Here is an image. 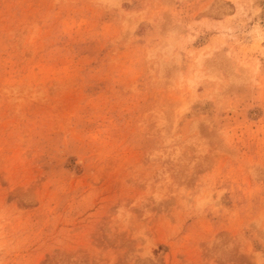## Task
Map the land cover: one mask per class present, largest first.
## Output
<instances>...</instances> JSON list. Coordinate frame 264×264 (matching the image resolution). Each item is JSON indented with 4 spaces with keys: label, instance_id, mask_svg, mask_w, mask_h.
<instances>
[{
    "label": "rangeland",
    "instance_id": "rangeland-1",
    "mask_svg": "<svg viewBox=\"0 0 264 264\" xmlns=\"http://www.w3.org/2000/svg\"><path fill=\"white\" fill-rule=\"evenodd\" d=\"M0 264H264V0H0Z\"/></svg>",
    "mask_w": 264,
    "mask_h": 264
}]
</instances>
